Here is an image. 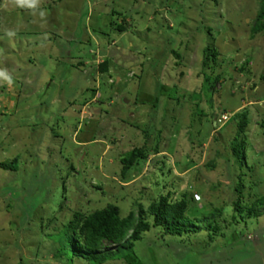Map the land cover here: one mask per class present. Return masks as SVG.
I'll use <instances>...</instances> for the list:
<instances>
[{"label":"rangeland","instance_id":"rangeland-1","mask_svg":"<svg viewBox=\"0 0 264 264\" xmlns=\"http://www.w3.org/2000/svg\"><path fill=\"white\" fill-rule=\"evenodd\" d=\"M258 1L41 0L32 14L0 0V69L13 81L0 83V163L16 158L0 168V264H91L56 255L74 213H135L183 193L199 196L187 231L150 226L131 254L100 264H264ZM243 107L236 136L229 117Z\"/></svg>","mask_w":264,"mask_h":264},{"label":"trees","instance_id":"trees-1","mask_svg":"<svg viewBox=\"0 0 264 264\" xmlns=\"http://www.w3.org/2000/svg\"><path fill=\"white\" fill-rule=\"evenodd\" d=\"M117 28L118 30L124 29L121 25ZM252 28H254V31L264 30V0L258 1L257 14ZM206 51L208 52L207 49ZM210 56L211 54H207L204 57L202 66L207 67L209 65L207 62L213 60ZM98 69L100 73L106 71V60H102L98 64ZM247 115L248 111L245 110V107L230 115L229 118L236 122V136L248 124L249 118ZM260 120L262 122V119H258V121ZM240 142L243 144L242 141ZM238 144L232 145L233 152H235ZM144 157L143 148H132L121 159V173H124L137 160ZM15 161L16 158H13L7 163H0V168L13 170L16 168ZM194 203L195 200H193L192 195L187 197L183 193L174 202H169L165 196L160 195L157 200L148 204L146 210L140 205H136L135 213L133 210H128L124 215H121L118 207L111 203L87 214L74 213L73 218L62 223L60 230L56 233V255L57 253L60 256L68 255L69 259L77 257L91 264H100L106 260H115L131 254L135 243L141 239V234L147 231L150 226H158L163 234L180 236L188 230V221L182 215ZM233 205L235 208L240 207L238 206V200H235ZM147 215L152 217L150 223L146 219ZM203 219L205 218L199 219V221ZM208 226H211L210 222Z\"/></svg>","mask_w":264,"mask_h":264},{"label":"clouds","instance_id":"clouds-1","mask_svg":"<svg viewBox=\"0 0 264 264\" xmlns=\"http://www.w3.org/2000/svg\"><path fill=\"white\" fill-rule=\"evenodd\" d=\"M41 0H6V6H11L13 8H19L30 11L32 14H36L39 11ZM39 15L43 16L42 11ZM6 34L11 37L15 35V31L7 30ZM11 75L5 70L0 69V83L12 84Z\"/></svg>","mask_w":264,"mask_h":264},{"label":"built area","instance_id":"built-area-1","mask_svg":"<svg viewBox=\"0 0 264 264\" xmlns=\"http://www.w3.org/2000/svg\"><path fill=\"white\" fill-rule=\"evenodd\" d=\"M192 198H193V200H198L199 199V196L196 194V193H193L192 194Z\"/></svg>","mask_w":264,"mask_h":264}]
</instances>
